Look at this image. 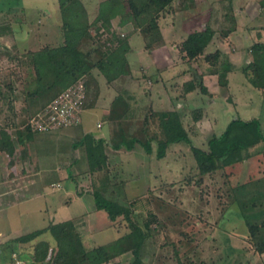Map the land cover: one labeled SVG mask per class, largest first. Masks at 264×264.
<instances>
[{
    "label": "trees",
    "instance_id": "16d2710c",
    "mask_svg": "<svg viewBox=\"0 0 264 264\" xmlns=\"http://www.w3.org/2000/svg\"><path fill=\"white\" fill-rule=\"evenodd\" d=\"M56 1L62 18L60 42L26 52L17 59L9 56L12 61H16L15 68H24L25 75L19 82L13 69H10L8 77L0 83V115L4 112V106L10 115L5 119L6 123L0 124V151L12 153L13 139L20 148L25 149L37 131L30 125L31 117L43 110L58 94L78 82H82L86 93L83 106L93 105L95 97L89 94L93 86L97 88L94 70L102 74L108 84H115L117 80L130 75L129 35L118 34L112 27V20L117 19L118 26L131 24L142 35L144 47L150 50L161 40L158 25L160 15L171 11L176 0H103L92 20L81 0ZM223 9L227 23L219 33L225 37L235 29L230 0ZM12 31L8 21L0 24V37ZM216 32L206 24L202 30L189 33L182 40L179 51L187 63L201 60L209 63L205 74L216 75L218 84L226 87L228 74L235 67L219 50L213 53L204 51ZM88 44L91 46L88 47ZM250 50L253 57L241 70L253 87L264 90V44L254 43ZM141 76L144 79L151 78L145 74ZM173 89L179 92L176 100L185 99L195 90L209 94L202 79L195 78L185 80L181 85L174 84ZM87 99H90L89 103ZM19 100L22 103L21 115L15 111L14 105ZM196 111L198 114H194V120L201 117V110ZM8 118H11L14 136L8 131ZM103 121L111 126L108 138H96L92 133H86L78 142L85 148L88 171L92 176L91 189L87 192L93 197L95 209L105 214L107 223L104 228H116L119 232L120 226L125 224L128 230L108 243L88 247L78 230V218L51 222L12 240L16 245L33 241L34 262L114 264L118 263L119 257L130 253L127 264H152L154 260L158 264H166L167 260L172 261L168 264H195L188 253L180 255L173 242H158L155 233L164 224L158 218L155 207H147L146 217L139 223L138 208L142 199L117 197V189L128 180H117L110 174L107 144L114 150L127 151L140 145L146 154L154 152L156 159H162L172 145L184 143L192 153L199 177L222 172L228 205L237 204L254 250L259 254L264 253V177L257 178L255 172L258 167L250 161L254 157L251 148L264 143V132L258 119L231 120L220 135L209 137L207 148L202 149L192 144L177 109L154 110L149 105L139 115L134 112L132 93L122 88L112 99ZM200 179L197 183L201 182ZM76 193L81 195L83 192L77 190ZM145 201L149 203L148 199ZM161 206L159 202L157 209H163ZM164 218L172 222L177 220V215L168 213ZM45 233H49L53 240L44 238Z\"/></svg>",
    "mask_w": 264,
    "mask_h": 264
},
{
    "label": "rangeland",
    "instance_id": "374dc122",
    "mask_svg": "<svg viewBox=\"0 0 264 264\" xmlns=\"http://www.w3.org/2000/svg\"><path fill=\"white\" fill-rule=\"evenodd\" d=\"M81 1L92 17L103 0ZM259 3L262 4L260 12L256 13L252 7L249 13L240 19L244 23L243 26L233 34L234 40L241 38L243 46L237 51V57L230 55L235 63V70L228 74V85L222 87L218 84L216 76H205L203 83L207 85L210 93L202 94L195 90L183 100H176L179 92L173 89V85H181L191 78L199 80L209 63L203 60L187 63L186 59L181 57V42L187 36L182 26H187L188 31L199 27L206 12L195 10L192 0H176L172 10L163 13L158 19L161 40L156 48H152H155L152 56L144 49V39L139 33L136 34V30L128 26L116 31L121 35L132 33L133 46L137 51L128 53L131 73L117 80L115 84H107L102 74L97 70L93 71L97 82L93 85L97 88L93 86L89 95L95 97L94 103L91 106H83L78 127L92 129L98 134L111 130V126L103 121V115L111 100L123 88L132 93L134 112L139 115L149 105L154 110L177 109L192 144L202 149L207 148L209 137L220 135L227 124L236 118L258 119L264 132V90L253 87L241 70L248 59L253 57L248 46H252L254 41L264 44V0H259ZM61 19L56 0H0V24L8 21L13 29L10 34L0 37V83L8 77L10 69H13L19 82L25 75L24 68H15L16 61H12L9 56H15L17 59L26 52L60 42ZM221 39L218 35L204 51L213 53L218 49L225 50V46L220 44ZM143 72L151 78H142ZM89 100L87 99L88 103ZM14 105L15 111L20 114L21 101H16ZM198 109L201 110V117L194 120ZM3 110L0 124L6 123L5 119L10 116L6 106ZM137 117L139 118L138 115ZM7 122L9 130H14L10 126L11 118H8ZM97 122H100V128L96 127ZM106 150L110 154V174L117 180H128L123 187L117 189V197L121 195L127 199H142L138 208L139 223L146 217L147 207H155L158 218L164 224L163 228L155 233L158 242H173L180 255L188 253L195 264H264V253L259 254L254 250L240 208L237 204L228 205L229 198L225 195V178L222 172L199 177L192 153L184 143L172 145L162 159H156L154 152L146 154L140 145L131 151H114L107 144ZM250 152L254 156L250 161L258 167L255 175L257 178L264 177V143L252 147ZM91 177L89 173L87 178L73 181L72 186H75L71 188L72 195L74 190H81L83 193L89 191ZM199 179L201 182L197 183ZM231 180H234V177H231ZM50 181L43 182L40 189L43 195L36 198L35 202L25 201L11 214L7 213V209L3 215L9 216L10 225L2 231L4 236L0 235V241L5 237L26 232L22 229L33 231L51 222L70 218H78V230L88 247L108 243L128 230L125 224L120 226L119 232L116 228H104L107 223L104 212L96 210L92 203L88 204L83 200L88 198L87 195L82 199L75 196L70 199L71 196L64 195V188L50 186ZM67 201H70L68 205ZM158 201L163 209H157ZM44 203L47 204V210L43 206ZM38 207L41 208L40 212ZM17 210L22 211V217L17 218ZM168 213L177 215V220L167 221L164 217ZM45 235L52 239L49 233ZM5 249L2 245L0 252ZM130 257V253L122 255L117 259L118 263L114 264H127ZM169 262L172 261H165L166 264ZM152 264L158 262L154 260Z\"/></svg>",
    "mask_w": 264,
    "mask_h": 264
},
{
    "label": "crops",
    "instance_id": "0c3cea01",
    "mask_svg": "<svg viewBox=\"0 0 264 264\" xmlns=\"http://www.w3.org/2000/svg\"><path fill=\"white\" fill-rule=\"evenodd\" d=\"M192 1L195 10L198 9V11L206 12V16L202 21H200L199 27L193 29L192 31H188L186 29L187 26L185 27L184 24L182 26L183 29L186 30L188 35L193 31L202 30L206 24H209L213 29L217 31L212 41H214L218 35L222 38L220 44H223L225 46V50L224 49H218V50L222 55H225L228 58V60L231 62V64H233V67H235V63L233 59L230 58V55L233 56V58L237 57L238 54L237 51L241 49V46H243V41L241 40L240 37H238L237 40H234L233 34L244 24L240 21V19H242L245 14L249 13V10H251L252 7L253 10L255 9L254 11H256V13H259L260 12L259 9L262 8L261 6L262 4L260 5L259 0H240V1L230 0V8L232 11L231 13L235 20V29L230 33H228L227 36L222 37L219 33V30L226 27L227 22L225 20L223 6L228 4V0H192ZM96 13L94 14V16L91 17V14L88 12L89 19L92 20L96 16ZM182 20L184 22V19ZM128 26L133 28L131 24L118 26L117 19L112 20V27L117 32L119 31V29H123V28L125 29V27ZM137 33L138 32H136V34ZM127 35H129V43L131 47L130 52L134 53L137 50L134 49L133 46L132 33L128 32ZM216 42H218V40H216ZM257 42L259 41H254V43ZM250 47L251 45L248 46L249 51H251ZM155 48L148 50L144 47L145 50L150 52L151 56L155 51ZM250 60L251 59H248V62ZM140 68L141 70H143L142 65L140 66ZM205 76L215 77L216 75L204 73L200 78L202 79V82ZM148 80L151 81V79ZM203 84L207 87L205 83ZM208 92L210 93L209 89ZM146 93L148 94L147 91ZM97 124H100V122H97ZM97 124L96 127L100 128L101 126L98 127ZM8 131L12 136H14L15 130H8ZM86 133H92L96 138L98 137L108 138L109 135L108 130L105 133L98 134L94 132L92 129L80 128L78 127V124H76L71 127L62 128L58 130H51L48 132L35 131L25 149L20 148L16 143V141H14L13 139L14 151L12 153H8V151L6 150L0 151V235L1 236H4L2 231L6 230L5 227L7 228L10 225L8 221L9 216L8 215L4 216L3 214L6 213L7 209H8L7 213L10 212L11 214V212L18 205L20 204L23 205L25 201L33 200L35 202L36 198H39L43 195L42 190L40 191L43 182H48L52 180L50 181V186L54 185L57 188H62V189L64 188L65 189L63 190L64 195L71 196L70 199H72V196H75L77 199H82V197L87 195L88 198H83V200H86L88 204L92 203V205H94L93 197L89 192L82 193L80 196H78L75 190H74V195H72V191H71L72 190L71 188L75 186V185L72 186L74 184L73 181H77V180L79 181L82 178H87L89 174L85 148L84 146L79 145L78 143L79 140ZM107 154L108 156L110 155L109 151H107ZM48 194H50V192ZM69 203L70 201L66 202L67 205ZM43 206L45 207V210H47V204L44 203ZM23 209L24 208H22V211ZM40 210L41 208L38 207L39 212ZM22 211H18V210L16 211L17 218L22 217V213H21ZM5 218H7V220ZM22 230H25L26 232L21 233L20 235L31 232V231H27L29 229H22ZM45 234L43 237L51 241L52 239L46 237ZM20 235H16V236L14 235L13 237L8 236L0 241V247L4 245V248H6L4 251L1 250L2 252H0L1 264L2 262L4 264H23V263L40 264L32 260L31 243L33 241L18 245L13 243L12 240ZM12 253H15L17 256L15 260L11 257ZM16 260H18V262H16Z\"/></svg>",
    "mask_w": 264,
    "mask_h": 264
},
{
    "label": "built area",
    "instance_id": "2783aa9c",
    "mask_svg": "<svg viewBox=\"0 0 264 264\" xmlns=\"http://www.w3.org/2000/svg\"><path fill=\"white\" fill-rule=\"evenodd\" d=\"M85 98L84 86L82 82H78L58 94L43 110L31 117L30 125L38 132L74 126L79 122ZM97 126L100 127L101 124ZM11 257L14 260L17 258L15 253Z\"/></svg>",
    "mask_w": 264,
    "mask_h": 264
}]
</instances>
